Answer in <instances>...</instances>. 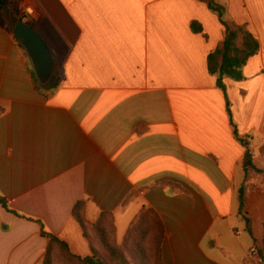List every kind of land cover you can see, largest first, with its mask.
Returning a JSON list of instances; mask_svg holds the SVG:
<instances>
[{"label":"crops","instance_id":"0c3cea01","mask_svg":"<svg viewBox=\"0 0 264 264\" xmlns=\"http://www.w3.org/2000/svg\"><path fill=\"white\" fill-rule=\"evenodd\" d=\"M0 6V264H43L50 240L82 258L88 225L112 217L118 245L152 212L163 229V264H257L264 239V0H216L225 20L247 26L258 53L226 78L209 55L224 40L218 16L198 0H11ZM34 17H27L26 8ZM46 35L64 80L36 91L13 17ZM198 22L204 34H194ZM29 23V24H30ZM28 56V55H27ZM15 213V214H13Z\"/></svg>","mask_w":264,"mask_h":264},{"label":"trees","instance_id":"16d2710c","mask_svg":"<svg viewBox=\"0 0 264 264\" xmlns=\"http://www.w3.org/2000/svg\"><path fill=\"white\" fill-rule=\"evenodd\" d=\"M205 3L209 10L215 13L223 27L225 28L224 40L218 46V48L213 51L209 57V71L210 74L217 77L218 87L226 92V86L224 81L226 78L233 80H241L243 78L242 70L246 65L247 61L255 56L259 51V44L254 36L250 33L247 26H240L235 23H229L225 20V8L216 3V0H198ZM0 6L6 9L12 6L11 0H0ZM24 19L26 17L22 14L20 17H13V27L17 24L19 19ZM32 26L36 28V24L31 22ZM191 29L194 34H204L202 26L198 22H193L191 24ZM240 38L242 43H239ZM21 46V45H20ZM26 57H29L26 54ZM30 74L33 80L34 87L36 91L44 95H49L55 92L57 88H54V82L48 88H42L39 81L32 69L30 63ZM60 78L62 82L65 78L63 71L59 66L56 67V80ZM227 110L229 116L232 120V125L234 127L235 138L241 143V145L246 149L245 159H244V170L246 173V181L248 179L250 172H255L258 175L264 176V170L258 169L254 164V156L250 148V136L241 137L237 131V128L233 122L230 103L227 100ZM264 151V146L262 147ZM0 205H2L6 210H8L7 202L4 198H0ZM247 205V186L246 183L240 189V216L245 222L246 231L249 233L253 240V248L258 256V261L260 264H264V248L259 246L256 238L253 235L252 220L248 217V213L245 211ZM84 204L79 203L74 209V217L80 223L83 231L84 237L88 240L91 249V255L85 258L73 254L67 243L61 241L60 239L47 234L42 229V237L48 238L50 240L46 260L44 264H52L53 254L57 250L62 254L63 258L67 262H75L77 264H134L133 254L132 259L128 257L129 248L127 251L124 248L125 242L135 240V245L133 247L136 256L137 264H147L149 260V249L146 247V241L149 238H154L155 243L161 246L163 243V229L159 220L153 215L152 212L142 213V216L132 225L128 231L123 245H118L115 236V229L113 226L112 217L109 214H102L98 222L94 225H88L83 218L82 210ZM15 214V213H13ZM16 215V214H15ZM112 229V231H111ZM264 244V239H263ZM161 247L156 253L158 260L161 261Z\"/></svg>","mask_w":264,"mask_h":264},{"label":"water","instance_id":"95a60500","mask_svg":"<svg viewBox=\"0 0 264 264\" xmlns=\"http://www.w3.org/2000/svg\"><path fill=\"white\" fill-rule=\"evenodd\" d=\"M13 34L28 55L41 87L48 88L54 82V88H58L60 78L56 80V59L40 33L21 18L15 25Z\"/></svg>","mask_w":264,"mask_h":264},{"label":"rangeland","instance_id":"374dc122","mask_svg":"<svg viewBox=\"0 0 264 264\" xmlns=\"http://www.w3.org/2000/svg\"><path fill=\"white\" fill-rule=\"evenodd\" d=\"M11 24V26L13 27V22L11 21L10 22ZM28 23H30V22H28ZM32 25V24H31ZM39 33H40V35L44 38V40L46 41V43L48 44V46L50 47V49H51V46H50V43H49V40L47 39V37H46V35L44 34V32L41 30V28H39V27H36L35 28ZM239 43L241 44L242 43V39L240 38V40H239ZM258 164L262 167V168H264V157L263 158H261L260 160H259V162H258ZM111 231H112V229H111ZM123 244H124V242H123ZM122 244V245H123ZM134 245H135V240H133V241H128V243L126 244V242H125V245H124V248H125V250L127 251V249L129 248V255H128V253H126V255L129 257L130 256V259H132V254H133V259H135V261L133 260V262H134V264H137V262H136V256L134 255V253H135V251H134V249H133V247H134ZM146 247H148V249H149V256H150V258H149V260L147 261V264H163V260H162V257H163V244L161 245V246H159V248H158V246L156 245V243H155V239L153 238H149L148 239V241H146ZM259 246H261V247H263L264 248V244H263V242H262V244L261 245H259ZM160 247H161V261H159L158 260V256H157V252H158V249L160 250ZM47 255V254H46ZM257 259H258V256L256 257ZM45 260H46V257H45V259H44V262H43V264L45 263ZM52 264H77V263H75V262H67L64 258H63V256H62V254L61 253H59L57 250L54 252V254H53V260H52ZM257 264H260V262L258 261V263Z\"/></svg>","mask_w":264,"mask_h":264},{"label":"built area","instance_id":"2783aa9c","mask_svg":"<svg viewBox=\"0 0 264 264\" xmlns=\"http://www.w3.org/2000/svg\"><path fill=\"white\" fill-rule=\"evenodd\" d=\"M25 14H26L27 17H34L35 16L34 10L32 8H30V7L26 8ZM250 255H251V257H255V258L257 257V253H256V251L254 249H252Z\"/></svg>","mask_w":264,"mask_h":264}]
</instances>
